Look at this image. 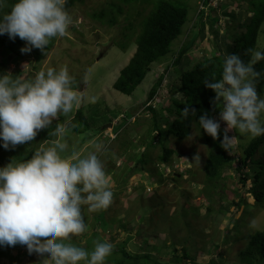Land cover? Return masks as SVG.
I'll use <instances>...</instances> for the list:
<instances>
[{
    "label": "rangeland",
    "instance_id": "rangeland-1",
    "mask_svg": "<svg viewBox=\"0 0 264 264\" xmlns=\"http://www.w3.org/2000/svg\"><path fill=\"white\" fill-rule=\"evenodd\" d=\"M111 2L123 9L118 15L117 11L114 12L115 24L100 23L92 18L94 12L108 11ZM195 2L190 0V7ZM226 3L231 5L222 8L221 5ZM210 7L218 17L214 26L216 35L210 32L205 22L203 38L198 39L185 56L190 63L189 67L213 54L222 55L226 59L230 54L232 36L246 32L243 22L251 16L247 11V1L211 0ZM9 9L6 4L0 8L5 12ZM150 9L149 3H139L129 8L118 0H85L70 9V23L65 36L51 38L43 49L33 48L27 54L21 53L19 49L17 55L13 53L0 57V66L5 76L10 77L15 71H20L21 79L29 83L34 82L41 71L47 73L53 69L59 73L62 67H67L70 77L68 87L77 93L79 103L74 101L73 111L67 114L59 112L51 118V123L58 122L62 117L67 122L73 120L72 115L78 109H83L87 116H91L90 107L98 103L96 99L101 97L104 100V105L98 109L104 112L103 116L98 115V110L96 114L106 119L102 122L97 118L94 127L87 133L67 135L64 132L65 136H69L66 140L63 131H59L54 142H47L41 139L43 128L32 141L18 145L12 151H24L28 155L29 150L33 149L30 160L37 152L60 144L64 147H57V152L61 159L70 164L91 155L97 157L109 178L113 202L107 209L95 212L89 211L88 204L81 205L85 231L78 235L70 234L66 238L67 244L71 246L75 241L80 249L85 250L87 246L89 250L85 251L91 254L97 243L108 242L113 244L112 252H118L119 246L128 237H133L123 248L131 255H141L147 251L153 263L149 260L144 264H247L241 260V252L248 243L247 237L264 230V201L259 203L254 199L250 168L244 167L241 173L235 171L244 147L252 140L249 134L241 133L238 129L227 131L229 138L236 137L238 140V144L233 145L229 153L233 159L232 168L224 171L216 181L207 183L203 169L210 148L197 130H192L189 138L183 141L166 135V146L175 150L168 164L158 159L162 156L163 144L155 140L149 146L151 136L155 135L150 134L152 122L159 119L162 129H166L173 120L168 111L173 108L172 100H180L181 95L171 90L179 84L180 71L184 67L177 66L182 68L178 70L176 67L165 73V67L172 61V56H169L152 65L146 78L131 96H124L113 88L120 71L135 52V45L125 50H120L116 45L131 43L135 39L140 31L141 19ZM231 10L237 12L235 20L225 14H230ZM231 26H234L233 30ZM191 29L192 21H187L184 30L190 34ZM124 36H128V39ZM257 41V51L261 52L264 50V24ZM13 43V40L7 42L8 45ZM177 44L173 48H177ZM163 74L165 77L161 86L149 101V91ZM257 93L260 99H264V90ZM146 106L152 107L155 114L147 110ZM114 109L115 113L106 112ZM127 112L132 113V116L115 131L116 124ZM259 119L262 123L264 112ZM217 122L220 124L219 136L223 140L227 125L222 121L220 113ZM63 127L67 130L65 124ZM85 137L87 139L84 141ZM144 155L145 164H136ZM1 157H10V152L1 149ZM253 159L263 158L257 151ZM1 163L6 167V163ZM244 174L248 175L245 182L242 181ZM81 195L86 198L88 193L82 192ZM254 220L258 221L256 227L251 226ZM10 252L20 264H54L51 257L36 253L29 255L25 247L17 248L16 251L3 250L0 264H9ZM185 253L193 260L181 261ZM89 257L87 261L84 259L78 264H89ZM116 257L120 258V255ZM105 264L112 263L105 261Z\"/></svg>",
    "mask_w": 264,
    "mask_h": 264
},
{
    "label": "clouds",
    "instance_id": "clouds-1",
    "mask_svg": "<svg viewBox=\"0 0 264 264\" xmlns=\"http://www.w3.org/2000/svg\"><path fill=\"white\" fill-rule=\"evenodd\" d=\"M5 2L0 0V8ZM65 3L66 0H14L10 9L0 15V36L24 41L26 46L20 49L23 54L33 48L43 49L51 38L67 33L70 20ZM262 51L255 52L249 64L237 55L228 56L223 63L222 79L207 84L216 93V100L222 101L220 115L227 125L223 138L226 149L238 144L236 137L229 138L228 130L248 133L250 139L264 135L259 119L264 112V99L258 97L252 80L259 75L253 64L264 60ZM69 82L66 66L59 73L53 69L41 71L34 82L19 86L9 87V77L0 78V147L7 151L30 142L59 112L73 111L74 101L78 104L79 100L68 87ZM187 114L185 109L184 115ZM200 126L214 140L219 138L217 121L201 116ZM57 147L63 149L64 145ZM57 147L37 152L25 163L0 167V257L3 250L25 247L29 255L51 257L54 264H78L87 261L89 255V264H105L112 254V243H97L89 254L85 251L89 250L87 246L83 250L79 245L77 248L57 241L85 231L82 204H88L91 212L105 210L112 204L109 178L95 155L70 164L61 159ZM82 192L88 193L86 198ZM257 225L254 220L251 226ZM8 254L16 262L11 258L15 257L12 252Z\"/></svg>",
    "mask_w": 264,
    "mask_h": 264
},
{
    "label": "trees",
    "instance_id": "trees-1",
    "mask_svg": "<svg viewBox=\"0 0 264 264\" xmlns=\"http://www.w3.org/2000/svg\"><path fill=\"white\" fill-rule=\"evenodd\" d=\"M84 1L85 0H66L64 10L69 13L73 5L76 3H84ZM118 1L120 4L126 5L129 8L139 3H149L151 9L146 16L142 17L140 31L131 42L132 44L130 42H125L117 43L116 45L120 50H125L128 46L135 45V52L128 64L120 71L119 77L113 85L114 90L124 96H131L146 78L153 64L160 63L168 59L169 56H172V61L165 67L164 72L167 73L168 70H175L177 66L184 67V69L180 71L179 84H176V87L171 90L180 93L181 98L180 100H172L173 108L169 109L168 112L173 116V120L166 129H162L159 119L152 122L150 134L155 133V135L151 136L149 146H152L155 140L163 144L162 156H159L158 159L161 163L168 164L171 162L172 156L175 155V150L169 147V145L168 147L166 146L168 143L166 135L169 134L178 141H183L189 138L192 130H197L210 148L203 169L205 181L207 183L216 181L224 171L232 168L233 159H231L229 155L231 149L229 150L223 147V140L220 136L218 139L214 140L203 131L200 126V117L206 116L207 118L217 121V116L221 113L222 101L216 100V93L214 90L208 88L207 84L222 79V69L225 58L222 55L213 54L208 58L205 57L194 63L192 67H189L190 63L185 57L196 44L197 40L203 38L205 22L210 32L216 35V33H214V26L218 22V17L214 14L215 11L213 8L210 7L211 0H195V5H191V7L189 5L190 0ZM245 1L248 2L247 11L251 13V16L243 22L246 25V32L240 36L235 34L232 36L233 40L229 56L237 55L245 64H249L254 60V53L257 52L258 46L257 38L259 29L264 24V0ZM13 2L14 0H6L5 4L10 8ZM231 4H222L221 7L227 8ZM4 10H0V14H2ZM115 11H117L118 15L122 13L123 9L120 5L111 2L109 3L108 11L101 10L99 12H94L92 18L100 23L106 22L113 25L116 23ZM191 11H193V13ZM231 11L230 14H225L230 18L232 17V20H235L237 12L235 13V10ZM187 21H192L190 34L184 30ZM234 25H236V21H234ZM233 28L234 26H231L232 30ZM124 37L128 39V36ZM8 41H10V39L7 35L0 36V57L8 56L13 53L17 55L19 49L24 46V41L19 38H16L14 40L15 43L12 45H8ZM176 43H178L176 46L177 48H173ZM262 53H264V50ZM36 56L40 57L39 54H36ZM181 68H178V70ZM253 69L254 72L259 75L253 77L252 80L257 91L261 93L264 90V60L256 61L253 64ZM21 74L20 71H15V73L10 75L9 87L29 83L28 80L21 79ZM3 76H5V71L0 66V78H3ZM164 77V74L161 75L152 86L148 93L149 101L155 96ZM30 83H32V81ZM97 100L100 104L97 103V106L95 103L90 107L92 110L91 116H87L83 109H78L75 114L72 115L73 120H71L70 123H66L67 119L65 120V118L62 117L58 122L56 121L55 123L47 125L43 130L44 132L41 134V139L47 142H54L55 136L59 132V129L64 128V124L65 127H67L66 133L68 135H81L87 133L94 127V121L97 118L104 122L106 118L98 116H103L102 114L104 112L98 109L104 105V100L101 97L97 98ZM146 107L147 110L155 114L152 107ZM185 109L188 110L186 116L184 115ZM97 110L100 113H98V115L96 114ZM106 112L115 113L116 111L114 109L107 110ZM131 116L132 113L127 112L123 119L118 121L114 130L116 131L125 125ZM262 126H264V119ZM64 137L66 140L69 139V136ZM86 139L87 137L84 138V141ZM1 149L3 148L0 147V150ZM7 151L8 153L10 152V157H1L0 167H3L1 162L6 163V167L8 165L25 163L34 152L33 149L29 150L27 155L24 151L17 153L12 150ZM257 151L261 153L263 159H253ZM145 161L146 158L144 155L137 160L136 164L144 165ZM244 167L250 168L253 182L251 191L254 199L256 202L262 203L264 201V135L252 139L244 147L235 171L241 173ZM247 177L248 175L244 174L242 181L245 182ZM233 204L236 206L238 205V203ZM94 238L97 239L96 235H94ZM132 238L133 237H128L123 245L119 246L118 252H112V254L106 258V262L111 261L112 264H144L145 262L148 263L149 260L152 262L147 251L145 254L131 255L124 250L123 247L127 244V241ZM247 238L248 243L245 250L241 252V260L247 264L252 262L255 264H264V230L257 231L254 235ZM65 241L66 239L57 242L66 244V246L69 245ZM74 242H72V244H74L73 247H77ZM148 247L147 245L146 248ZM118 255H120V258L116 257ZM11 258L14 260L17 259L13 256H11ZM188 259L189 261L191 259L193 260L192 257L185 253L181 261ZM16 261L18 262L19 260ZM177 261H179L178 258Z\"/></svg>",
    "mask_w": 264,
    "mask_h": 264
},
{
    "label": "bare ground",
    "instance_id": "bare-ground-1",
    "mask_svg": "<svg viewBox=\"0 0 264 264\" xmlns=\"http://www.w3.org/2000/svg\"><path fill=\"white\" fill-rule=\"evenodd\" d=\"M71 120H72V119H71ZM64 132L66 133V130H63V135L65 134Z\"/></svg>",
    "mask_w": 264,
    "mask_h": 264
}]
</instances>
